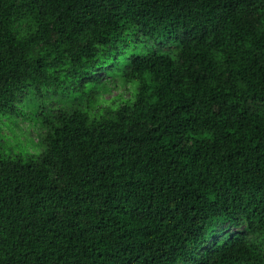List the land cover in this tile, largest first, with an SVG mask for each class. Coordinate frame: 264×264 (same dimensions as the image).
<instances>
[{"label": "trees", "instance_id": "16d2710c", "mask_svg": "<svg viewBox=\"0 0 264 264\" xmlns=\"http://www.w3.org/2000/svg\"><path fill=\"white\" fill-rule=\"evenodd\" d=\"M0 264H264V0H0Z\"/></svg>", "mask_w": 264, "mask_h": 264}, {"label": "rangeland", "instance_id": "374dc122", "mask_svg": "<svg viewBox=\"0 0 264 264\" xmlns=\"http://www.w3.org/2000/svg\"><path fill=\"white\" fill-rule=\"evenodd\" d=\"M21 119L22 118L18 119L17 124L14 125L15 127H11L13 130L5 128L3 130V135L6 137V141L11 145L17 142V138L15 137V135H18L20 137L22 145L26 148L32 149L30 143L28 144V137H33L34 130H27V124H25Z\"/></svg>", "mask_w": 264, "mask_h": 264}]
</instances>
